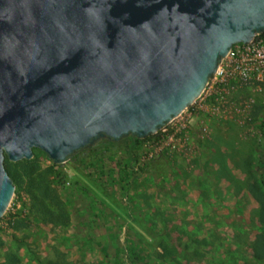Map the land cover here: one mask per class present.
I'll use <instances>...</instances> for the list:
<instances>
[{
    "label": "water",
    "instance_id": "water-1",
    "mask_svg": "<svg viewBox=\"0 0 264 264\" xmlns=\"http://www.w3.org/2000/svg\"><path fill=\"white\" fill-rule=\"evenodd\" d=\"M263 33L264 0H0V218L6 157L156 136Z\"/></svg>",
    "mask_w": 264,
    "mask_h": 264
},
{
    "label": "rangeland",
    "instance_id": "rangeland-1",
    "mask_svg": "<svg viewBox=\"0 0 264 264\" xmlns=\"http://www.w3.org/2000/svg\"><path fill=\"white\" fill-rule=\"evenodd\" d=\"M233 48L239 55L224 59L204 94L159 140L103 163L113 177L124 165L132 170L133 185L118 188L117 197L68 163L58 166L70 182L59 185L49 171L53 161L39 149L30 160L9 161L26 189L33 180L35 194L50 193L45 202L54 217H36L30 195L14 185L0 218V264H112L102 250L107 235L111 255L131 264L127 227L142 237L146 264H264V187L254 170L264 148V38L249 51L243 44ZM145 164L149 169L140 174ZM74 178L88 195L69 185ZM126 196L137 203L131 214ZM99 210L103 218L94 219ZM18 219L27 227L16 229Z\"/></svg>",
    "mask_w": 264,
    "mask_h": 264
},
{
    "label": "trees",
    "instance_id": "trees-1",
    "mask_svg": "<svg viewBox=\"0 0 264 264\" xmlns=\"http://www.w3.org/2000/svg\"><path fill=\"white\" fill-rule=\"evenodd\" d=\"M259 38H264V33L259 35L256 39ZM159 139V134L156 136L145 138L144 140H139L138 138H134L129 135L123 137L119 142L110 140L108 137L99 138L94 146L85 147L81 150H78L77 153L73 154L72 158L68 161V164L76 172L86 176L89 181H91V183H95L96 187L98 189H101L104 193H109L112 190V193L109 194L115 198L117 197L119 192L118 188L124 190L125 187L129 188L133 185L134 180L132 170L130 171V169L128 168V164L126 166L124 165V168L120 169V173L117 176L113 177L114 172L112 170H109V172L103 171V163L108 159H114L121 152H125L126 149H140L145 147L149 143L157 141ZM17 166L20 167V169L22 170L23 164L19 163L17 164ZM5 168L12 180V183L16 186V188L18 187L19 190L24 189L25 192L30 195L32 202L35 203L34 208L32 207L31 211L36 214V217L41 214V219H43L44 221L51 222L53 220L54 215L52 214V211L45 202V199H47V195L50 193L43 192L42 194H44L45 198H42L39 194H35L34 188L36 187V184L33 182V180H30L28 182V187L26 189L19 180L17 176L18 174L16 173L15 175L13 166L9 163L7 157L5 159ZM20 169L18 172L19 174L22 173ZM138 169L140 174L145 173L149 169V165L145 164L140 168L138 167ZM254 170L260 176L262 186L264 187V148L262 151H260V153L257 154V163ZM49 171L51 174H54L56 178H58L59 185L65 186L66 183L70 182L69 179L66 177L65 173L60 170V166L54 164V162L53 165L49 167ZM108 175H110V179H108ZM71 181L73 182L69 184L71 185V187H74V189L77 190L79 188V191L83 192L86 195L89 194L90 190L86 188L85 185H82L81 180H76V178H74ZM31 187L33 189H31ZM16 194L18 195L17 192ZM126 197L128 198L129 202L128 206L126 205L124 209H126L128 214H131V212L136 209L137 203L133 197ZM98 202L102 207H105V203L102 200H98ZM103 215L104 210H99L97 213L94 214L93 218L101 220L103 218ZM14 227L16 229L26 228L27 223L25 222V220L18 219L17 222H15ZM107 237H103L107 240L106 245L102 248V250H104L105 257L108 261L112 262V264H119V262L116 260L117 256L111 255L109 248V240ZM89 240L93 242L96 241V236L93 240L89 236ZM125 240L128 260L131 262V264H146L144 262L145 253H143L141 249V245L144 242L142 237L138 233H136V231L132 227H127ZM117 252L118 249L115 250V254H117Z\"/></svg>",
    "mask_w": 264,
    "mask_h": 264
},
{
    "label": "built area",
    "instance_id": "built-area-1",
    "mask_svg": "<svg viewBox=\"0 0 264 264\" xmlns=\"http://www.w3.org/2000/svg\"><path fill=\"white\" fill-rule=\"evenodd\" d=\"M255 42V41H254ZM254 42L252 44L249 45H245L246 49L249 51L251 49V47L254 45ZM239 55L238 51H235L234 48L231 49V51L229 52L228 56L226 57L227 59L233 60L235 57H237ZM262 58H264V56H262ZM242 76L243 78H247L248 74H247V70H243L242 72Z\"/></svg>",
    "mask_w": 264,
    "mask_h": 264
}]
</instances>
